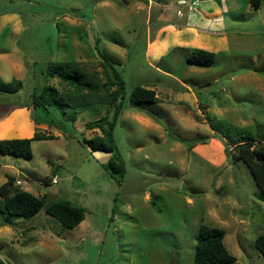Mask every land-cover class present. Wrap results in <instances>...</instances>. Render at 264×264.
I'll use <instances>...</instances> for the list:
<instances>
[{"label":"rangeland","instance_id":"374dc122","mask_svg":"<svg viewBox=\"0 0 264 264\" xmlns=\"http://www.w3.org/2000/svg\"><path fill=\"white\" fill-rule=\"evenodd\" d=\"M253 4L0 0V80L23 81L17 92H0V140L30 138L34 130L52 136L32 140L28 159L0 153V185L10 179L46 204L84 210L74 228L43 209L29 218L0 213L6 264H192L200 224L224 230L232 264H264L254 244L264 234V194L241 160L226 157L233 145L224 143L236 127L260 133L264 126V0ZM95 41L127 95L139 85L157 98L126 106L118 117L120 186L104 167L110 154L82 142L100 135L85 124L102 116L105 104L47 114L30 106L33 86L46 83L47 62L69 60L91 75L107 103L108 73ZM194 49L213 52L212 65L187 64Z\"/></svg>","mask_w":264,"mask_h":264},{"label":"trees","instance_id":"16d2710c","mask_svg":"<svg viewBox=\"0 0 264 264\" xmlns=\"http://www.w3.org/2000/svg\"><path fill=\"white\" fill-rule=\"evenodd\" d=\"M253 7L258 6L259 0H250ZM95 49L101 58L100 64L108 73V79L103 83L106 92L107 103L100 100L98 83L92 80L87 71L78 62L69 60L48 61L44 68L45 81L42 86H33L30 93V106L32 109H40L45 114L50 111L62 110L63 106L82 108L93 104H105V113L85 124L86 129H98L97 134L90 138H84L85 143L93 151H101L110 154L104 167L110 177L118 186L121 185L125 172V162L117 153L113 138V130L118 117L126 106L137 107L139 103L155 102L157 100L152 89L139 85L134 86L129 94L126 93L125 82L120 71L114 63L97 47ZM214 61V53L205 49H194L186 57V63L199 67H210ZM56 80L65 84L68 89H59L50 80ZM23 85L20 79L9 82L0 80V92H17ZM259 132L249 127H236L234 134H226L225 144L230 142L233 146L225 148V154L230 161L241 160L248 168L257 190L264 194V147L256 146L255 141L264 142V126L258 125ZM257 127V128H258ZM256 139H253V138ZM52 138L49 135L39 134L34 130L30 138L11 137L0 140V153H8L28 159L32 156L31 141ZM0 213L7 218H29L43 209L45 213L52 215L65 228H74L83 220V208L76 207L64 201H51L46 204L42 197L32 193L15 189L10 179L0 185ZM11 219V218H10ZM224 230L205 224H200L195 234V246L192 264H232L235 257L230 254L223 242ZM255 247L264 257V234L254 239ZM0 264H6L0 258Z\"/></svg>","mask_w":264,"mask_h":264},{"label":"built area","instance_id":"2783aa9c","mask_svg":"<svg viewBox=\"0 0 264 264\" xmlns=\"http://www.w3.org/2000/svg\"><path fill=\"white\" fill-rule=\"evenodd\" d=\"M179 1H184V0H179ZM51 181H52L53 183H56V182H57V179H56L55 177H53V178L51 179ZM17 183L20 184L21 182H20L19 180H17Z\"/></svg>","mask_w":264,"mask_h":264}]
</instances>
